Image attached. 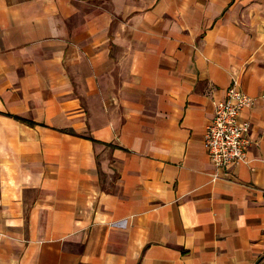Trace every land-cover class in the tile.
Here are the masks:
<instances>
[{"label":"crops","instance_id":"crops-1","mask_svg":"<svg viewBox=\"0 0 264 264\" xmlns=\"http://www.w3.org/2000/svg\"><path fill=\"white\" fill-rule=\"evenodd\" d=\"M263 96L264 0H0V264H264Z\"/></svg>","mask_w":264,"mask_h":264},{"label":"built area","instance_id":"built-area-1","mask_svg":"<svg viewBox=\"0 0 264 264\" xmlns=\"http://www.w3.org/2000/svg\"><path fill=\"white\" fill-rule=\"evenodd\" d=\"M254 104L255 100L242 92L237 82H233L226 98L216 103L214 119L206 129L204 148L217 169L250 163L251 124L242 120L241 115Z\"/></svg>","mask_w":264,"mask_h":264}]
</instances>
